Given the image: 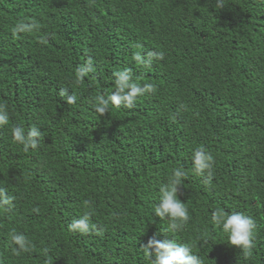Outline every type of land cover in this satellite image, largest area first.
Listing matches in <instances>:
<instances>
[{
  "label": "trees",
  "instance_id": "16d2710c",
  "mask_svg": "<svg viewBox=\"0 0 264 264\" xmlns=\"http://www.w3.org/2000/svg\"><path fill=\"white\" fill-rule=\"evenodd\" d=\"M18 22L34 27L14 35ZM123 72L152 90L101 115ZM0 105V264H149L154 236L203 264H264V0H0ZM15 126L38 127L37 148ZM176 167L190 219L161 233L153 208ZM218 209L255 221L251 255L227 245ZM86 214L90 231H70Z\"/></svg>",
  "mask_w": 264,
  "mask_h": 264
},
{
  "label": "clouds",
  "instance_id": "9594fccd",
  "mask_svg": "<svg viewBox=\"0 0 264 264\" xmlns=\"http://www.w3.org/2000/svg\"><path fill=\"white\" fill-rule=\"evenodd\" d=\"M216 7L223 8L224 0H216ZM34 25L18 22L13 29V34L19 32L31 31ZM158 59L163 58L162 53H149ZM139 60V54L134 57ZM78 74L82 78L85 70L78 69ZM118 79L115 81L116 90L106 99L101 96L97 100L95 107L96 112L103 115L107 111L109 103L116 107L124 105L132 107L137 96L141 95L145 90H152L150 84L144 85L143 88L133 83L127 72L117 73ZM66 95V93H65ZM68 101L74 103L76 97L68 96ZM9 123V116L6 107L0 105V126ZM41 132L36 126H32L27 130L22 126L12 128V138L23 146L24 151L29 148L35 149L38 146ZM192 170L197 175L207 173V181L211 180V169L214 164V158L210 152L203 147H197L191 154ZM185 177V172L182 168L176 167L172 170L166 183H162L158 191V203L153 208V214L160 220L168 221V228L160 231L176 232L181 230L189 221L190 214L185 206L178 199V189ZM7 202V201H5ZM88 203L87 201L85 202ZM212 222L227 235V245L243 251L246 255H251V250L254 247V231L256 228L255 221L252 217L243 212H226L222 209L214 211L211 215ZM69 230L87 234L90 231L89 216L86 214L83 217L74 220L69 226ZM13 244L19 246L13 251H27V241L23 235L13 234ZM142 250L148 258L149 264H203L202 258L193 252L192 248L185 243H178L175 239L159 241L155 236L148 240L147 244L142 247ZM47 251V250H45Z\"/></svg>",
  "mask_w": 264,
  "mask_h": 264
}]
</instances>
